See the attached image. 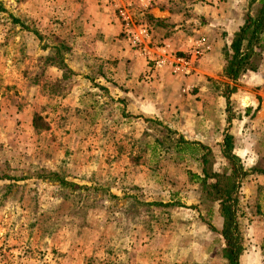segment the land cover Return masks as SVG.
I'll list each match as a JSON object with an SVG mask.
<instances>
[{
	"label": "rangeland",
	"instance_id": "1",
	"mask_svg": "<svg viewBox=\"0 0 264 264\" xmlns=\"http://www.w3.org/2000/svg\"><path fill=\"white\" fill-rule=\"evenodd\" d=\"M56 2L0 0V264H229L219 206L208 198L215 178L204 173L231 174L224 141L183 149L172 119L136 113L127 94H149L159 72L178 75L172 64L151 58L139 85L120 84L118 65L88 64L78 38L63 35L70 22ZM224 2L244 23L261 8ZM120 17L133 51L159 46L150 17ZM141 28L150 42L134 44ZM251 64L264 73V40ZM241 77L211 80L228 117L246 105L233 99ZM253 175L240 190L244 254L253 223L264 224L247 197Z\"/></svg>",
	"mask_w": 264,
	"mask_h": 264
},
{
	"label": "crops",
	"instance_id": "2",
	"mask_svg": "<svg viewBox=\"0 0 264 264\" xmlns=\"http://www.w3.org/2000/svg\"><path fill=\"white\" fill-rule=\"evenodd\" d=\"M228 4L224 0H61L53 3L60 9L57 15H62V21L70 22L66 23L63 35L78 38L77 50L86 53L88 64H106L110 70L118 65L114 69L115 74L120 71L118 82L129 87L139 85L142 74L149 70V59L166 61L185 56L199 41H204L211 51L196 63L193 75L159 72L162 78L151 83L154 90L149 94L127 95L132 94L136 113L167 117L170 122L172 119L173 129L186 141L209 147L212 141L223 142L225 133L229 132L236 142L234 153L248 167L264 170V92L261 89L264 73L255 70L242 75L240 82L246 84L235 85L233 99L243 96L246 105L232 117H228L226 97L221 91L217 93L211 81H223L224 49L244 25V19L235 18L236 12ZM137 14L139 18L147 15L155 22L149 28L157 38L155 45L159 46H149L145 53L132 50L124 35L130 25H124L120 17L138 22ZM170 60L166 64H171ZM246 191L247 197L256 198L258 209L264 212V174H254ZM250 241L252 250L242 256V263L264 264V224L253 223Z\"/></svg>",
	"mask_w": 264,
	"mask_h": 264
},
{
	"label": "trees",
	"instance_id": "3",
	"mask_svg": "<svg viewBox=\"0 0 264 264\" xmlns=\"http://www.w3.org/2000/svg\"><path fill=\"white\" fill-rule=\"evenodd\" d=\"M264 0H261V8L257 16L248 15L244 25L234 35L228 50H225L227 64L224 69V76L233 82L248 71H255L252 68L251 61L256 54L257 45L264 40ZM56 52L60 49H55ZM229 112V111H228ZM228 122H231L229 118ZM183 149L202 147L203 145L195 144L181 139ZM234 137L225 133L223 142V154L229 161L232 168L231 174L222 176L210 174L204 170L207 178H215V183L211 184V190L208 192V198L218 204L220 215L223 219L221 235L225 240L223 250L224 257L229 264H243L241 259L246 250V239L242 222L243 210L241 206V187L246 178L256 173H263L264 170L259 168L246 170L241 158L234 153ZM202 163L207 165V157H202Z\"/></svg>",
	"mask_w": 264,
	"mask_h": 264
},
{
	"label": "built area",
	"instance_id": "4",
	"mask_svg": "<svg viewBox=\"0 0 264 264\" xmlns=\"http://www.w3.org/2000/svg\"><path fill=\"white\" fill-rule=\"evenodd\" d=\"M140 37L142 39L135 38L134 44L137 43H144L150 42V36L148 33V30L145 28L140 29ZM211 51L210 46H208L204 41H199L197 44V47L194 48L190 53H188L184 57H173L172 59V67L174 72L177 74H183V75H191L193 71L195 70L196 63L208 52ZM167 61H165L163 58L156 60V63L158 67L162 66L163 64H166Z\"/></svg>",
	"mask_w": 264,
	"mask_h": 264
}]
</instances>
